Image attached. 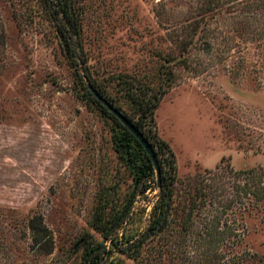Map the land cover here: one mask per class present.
<instances>
[{"label":"rangeland","instance_id":"rangeland-1","mask_svg":"<svg viewBox=\"0 0 264 264\" xmlns=\"http://www.w3.org/2000/svg\"><path fill=\"white\" fill-rule=\"evenodd\" d=\"M76 8L84 84L40 1L0 0V264H83L88 243L113 248L103 228L122 225L133 243L152 220L154 183L132 202L145 157L135 145L119 151L123 129L89 84L134 121L142 100H160L144 133L165 167L155 134L176 158L167 230L137 257L117 253L120 264H264L260 214L234 213L224 208L229 194L215 200L195 191L199 183L179 184L219 166L264 167V0H76ZM38 216L50 253L30 228Z\"/></svg>","mask_w":264,"mask_h":264},{"label":"trees","instance_id":"trees-1","mask_svg":"<svg viewBox=\"0 0 264 264\" xmlns=\"http://www.w3.org/2000/svg\"><path fill=\"white\" fill-rule=\"evenodd\" d=\"M39 1L42 9L48 15V18L62 39L67 60L72 68H74L76 78L81 84H84L85 81L81 72L83 66L86 64V59L81 38V24L76 8V0ZM87 79L91 81L89 74L87 75ZM93 86L95 87V85ZM95 89L98 90L96 87ZM87 91L91 99L98 104L103 112L110 114L115 122L123 129V137L120 140L121 149L119 151L128 153L135 145L145 157V164L139 169L135 181L132 202L136 201L139 196H144L148 193L152 189L151 183L155 184V189H159L157 196L158 200L151 213L152 220H150L148 227L141 233L140 237L135 239L133 243H126L123 240V237L120 235L122 225H117L102 229L105 241H109L113 248H109L106 243L102 242L97 244L88 243L84 250L83 264H120L122 261L115 258L117 253L137 257L135 252H137L147 240L154 239L167 230L174 205L175 190L177 188L176 183L178 182L176 158L169 144L162 140L158 134L154 133L156 143L160 145L161 150L167 153L166 158L168 161L164 160L169 164L168 168L165 167L163 159L159 157V152H156L161 170V185L159 187L153 163L146 154L141 143L92 95L89 89ZM98 92L105 98L100 90H98ZM159 103L160 100L153 101L147 99L141 101L142 121H134L124 113L123 114L145 135L143 120L149 119L152 130L155 125V111ZM224 160L225 158L222 159V163ZM193 183H199V185L195 187V191L201 194V196H207L211 193L212 199L216 200L218 196L215 194L218 192L222 195L229 194L230 196L227 195L228 197L226 199L227 206H224V208L233 209V211H235L234 213H237L243 208L250 217L255 214H260L262 222L264 223V167L237 171L229 166H219L216 170H207L206 175L199 176L194 182L190 180L188 184L185 182L179 184L182 187H186L187 185H193ZM186 189H188V187ZM121 223L124 224V220H122ZM30 228L36 233L37 242L40 244L39 248L46 253H50L52 251L53 241L49 230L44 224L43 218L41 216L34 217L30 222ZM251 257H254V255H251Z\"/></svg>","mask_w":264,"mask_h":264},{"label":"water","instance_id":"water-1","mask_svg":"<svg viewBox=\"0 0 264 264\" xmlns=\"http://www.w3.org/2000/svg\"><path fill=\"white\" fill-rule=\"evenodd\" d=\"M88 89L92 93V95L104 106L106 107L109 112L114 115L134 136L135 138L141 143L143 146L146 154L150 158L155 168L158 180V186L161 185V170L160 164L158 160L157 153L151 144V142L146 138V136L116 107H114L106 98H104L98 90L92 84H89Z\"/></svg>","mask_w":264,"mask_h":264}]
</instances>
